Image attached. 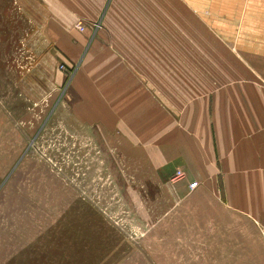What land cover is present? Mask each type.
Segmentation results:
<instances>
[{"label": "rangeland", "instance_id": "obj_1", "mask_svg": "<svg viewBox=\"0 0 264 264\" xmlns=\"http://www.w3.org/2000/svg\"><path fill=\"white\" fill-rule=\"evenodd\" d=\"M109 1L93 30L135 57L140 80L186 86L239 62L184 0ZM27 10L0 0V264H264L193 259L192 202L162 224L161 200L150 199L160 174L76 117L75 65Z\"/></svg>", "mask_w": 264, "mask_h": 264}, {"label": "crops", "instance_id": "obj_2", "mask_svg": "<svg viewBox=\"0 0 264 264\" xmlns=\"http://www.w3.org/2000/svg\"><path fill=\"white\" fill-rule=\"evenodd\" d=\"M184 2L218 38L233 44L236 58L241 56L238 63L220 65L222 74L186 86L168 85L162 77L138 79L135 57L111 47L109 33L93 30L94 23L108 19L109 0H23V5L34 22L49 25L48 38L62 62L69 69L75 65L76 117L100 126L112 136L114 149L134 153L160 174L151 179L160 190L150 199L161 200L162 224L172 212L182 214L174 207L178 202H192L193 259L260 261L264 0ZM79 23L86 25L84 31ZM106 52L112 56H103ZM178 171L185 177L175 179ZM193 181L199 185L190 190Z\"/></svg>", "mask_w": 264, "mask_h": 264}, {"label": "built area", "instance_id": "obj_3", "mask_svg": "<svg viewBox=\"0 0 264 264\" xmlns=\"http://www.w3.org/2000/svg\"><path fill=\"white\" fill-rule=\"evenodd\" d=\"M78 28H79L80 30L84 31V30H85V25H83V24H79V25H78ZM184 176H185V175L183 174L182 171H178V172L176 173L175 179H181V178H184ZM198 185H199L198 181H193V182H191V183L189 184L190 190H194L195 188L198 187Z\"/></svg>", "mask_w": 264, "mask_h": 264}]
</instances>
